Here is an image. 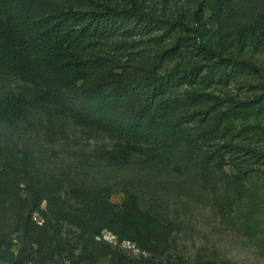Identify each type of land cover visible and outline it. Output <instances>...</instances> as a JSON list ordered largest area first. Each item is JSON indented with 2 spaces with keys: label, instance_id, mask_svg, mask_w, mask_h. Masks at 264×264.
<instances>
[{
  "label": "rangeland",
  "instance_id": "1",
  "mask_svg": "<svg viewBox=\"0 0 264 264\" xmlns=\"http://www.w3.org/2000/svg\"><path fill=\"white\" fill-rule=\"evenodd\" d=\"M25 1L47 10L42 0ZM134 1L157 28L136 20L110 41L104 56L116 66L99 71L86 87L92 89L99 77L141 75L155 57L207 31L226 59L218 69L228 80L197 90L191 109L233 124L210 134L190 122L132 145L55 103L34 106L15 126L3 128L0 140L33 156L49 200L33 211L24 189L28 177L0 192V264H264V0ZM178 61L166 60L164 68ZM40 91L0 69V99ZM260 97L261 116L240 106ZM191 138L197 141L188 147ZM128 147L138 152L126 162L120 152ZM231 181L245 194L234 195ZM103 188L115 203L129 188L141 209L175 228L173 237L143 250L90 220L82 207Z\"/></svg>",
  "mask_w": 264,
  "mask_h": 264
},
{
  "label": "trees",
  "instance_id": "2",
  "mask_svg": "<svg viewBox=\"0 0 264 264\" xmlns=\"http://www.w3.org/2000/svg\"><path fill=\"white\" fill-rule=\"evenodd\" d=\"M42 1L47 10L25 0H0V69L41 89L36 96L18 92L0 99V133L44 102L57 104L85 125L119 134L132 145L155 140V133L183 130L190 122L210 134L222 133L227 124H233L213 122L208 113L191 109L197 102V90L228 80L218 69L226 59L207 31L193 43L178 42L155 57L153 66L141 75L127 80L99 77L88 89L86 83L99 71L116 66L104 56L110 41L127 32L136 20L145 19L155 28L158 25L134 0ZM177 58L173 68H164L166 60ZM261 103L260 97L240 106L261 116ZM196 141L187 139V146L193 147ZM133 149L121 150V155H127L126 162L138 152ZM230 152L233 154V149ZM198 165L204 169L206 163ZM37 174L38 167L28 151L0 140V192L10 191L21 177H28L24 189L33 211L39 209L49 200V186ZM229 184L234 195L245 194L235 181ZM123 192L122 201L115 203L106 188L95 191L83 205V214L101 221L120 241L132 242L137 248L149 251L167 243L175 228L141 209L129 188Z\"/></svg>",
  "mask_w": 264,
  "mask_h": 264
}]
</instances>
